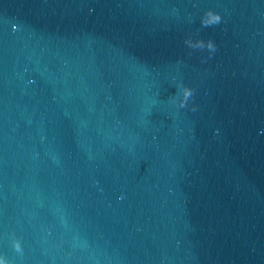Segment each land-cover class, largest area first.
<instances>
[{"label":"water","instance_id":"obj_1","mask_svg":"<svg viewBox=\"0 0 264 264\" xmlns=\"http://www.w3.org/2000/svg\"><path fill=\"white\" fill-rule=\"evenodd\" d=\"M0 257L264 264V0H0Z\"/></svg>","mask_w":264,"mask_h":264},{"label":"clouds","instance_id":"obj_2","mask_svg":"<svg viewBox=\"0 0 264 264\" xmlns=\"http://www.w3.org/2000/svg\"><path fill=\"white\" fill-rule=\"evenodd\" d=\"M221 15L219 13L213 12L211 10L207 11L202 19L203 27H211L217 25L221 22ZM185 43L193 49H205L207 48L211 52H215L216 44L213 40H208L205 42L203 39H198L193 41L192 39H188ZM194 93V89L189 88L187 86H182V99L179 100L180 107H185L189 98L192 97ZM15 247L17 250L20 249L21 245L19 241L15 243ZM0 264H8L7 260L0 257Z\"/></svg>","mask_w":264,"mask_h":264}]
</instances>
